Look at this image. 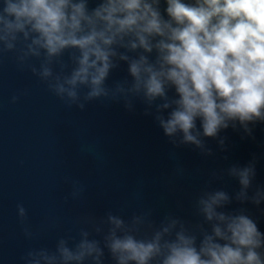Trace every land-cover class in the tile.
Masks as SVG:
<instances>
[{"label": "clouds", "instance_id": "clouds-1", "mask_svg": "<svg viewBox=\"0 0 264 264\" xmlns=\"http://www.w3.org/2000/svg\"><path fill=\"white\" fill-rule=\"evenodd\" d=\"M9 56L68 108L143 105L174 148L212 157L209 138L228 152L227 130L253 144L264 132V0H0V66ZM119 71L126 74L109 83ZM250 155L211 173L195 201V223L173 213L157 222L151 208L128 218L123 209L89 214L54 250L31 248L22 259L105 264L107 250L114 264H264V183L257 182L264 152ZM225 176L239 190H209ZM65 181L80 198L84 186ZM234 201L241 207L223 210ZM17 211L25 237L38 239L23 203Z\"/></svg>", "mask_w": 264, "mask_h": 264}, {"label": "water", "instance_id": "water-1", "mask_svg": "<svg viewBox=\"0 0 264 264\" xmlns=\"http://www.w3.org/2000/svg\"><path fill=\"white\" fill-rule=\"evenodd\" d=\"M124 71L112 74L121 79ZM20 99L12 103V97ZM122 103L93 101L84 110L68 108L30 72H21L11 57L0 66V264H25L31 248L55 249L57 240L82 226L77 217H103L108 211L154 209L159 222L173 213L193 223L195 201L212 179L211 173L231 164L244 165L252 152H264V132L258 143L243 142L227 130L229 151L220 152L207 139L215 156H202L194 146L174 148L163 130ZM199 123V122H198ZM227 155L228 159L223 157ZM183 169V171H182ZM257 182L264 183V161L257 166ZM84 192L72 199V184ZM237 180L225 176L212 189L230 194L239 190ZM80 185H76L79 190ZM67 197V200L65 199ZM28 210V223L38 239L25 237L17 204ZM255 211L252 205H246ZM241 207L235 201L225 211ZM259 228L264 231V218ZM102 239L101 237H96ZM106 252L105 264H114Z\"/></svg>", "mask_w": 264, "mask_h": 264}]
</instances>
